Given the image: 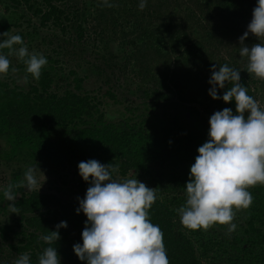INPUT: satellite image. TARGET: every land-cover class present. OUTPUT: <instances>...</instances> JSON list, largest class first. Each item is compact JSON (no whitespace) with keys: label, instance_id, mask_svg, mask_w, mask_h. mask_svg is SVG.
Returning <instances> with one entry per match:
<instances>
[{"label":"trees","instance_id":"16d2710c","mask_svg":"<svg viewBox=\"0 0 264 264\" xmlns=\"http://www.w3.org/2000/svg\"><path fill=\"white\" fill-rule=\"evenodd\" d=\"M0 1L4 12L24 6L42 27L51 25L63 36L72 33L70 41L77 44L95 37L92 41L97 40L104 52H98L100 63L96 64L81 57L84 44L80 53L67 48L63 55L77 62L66 76L53 65L60 61L46 57L50 66L42 69L39 80L29 75L26 87L9 77L12 66L8 76L0 79V141L6 145L0 160L37 164L53 172L73 169L77 176L74 199L68 202L52 193L26 192L20 184L26 170L12 174L0 190L1 213H12L4 190L11 185L16 196L14 223L0 225V241L11 257L16 260L27 253L31 264H38L49 246L41 237L66 221L67 228L59 230L60 238L51 246L56 247L60 264H86L73 251L82 242L87 220L76 212L78 198L83 199L90 186L79 175L78 165L94 159L117 166L114 178L126 179L135 173L146 180L147 187L156 189L149 218L163 232L170 264H213V255L215 264L222 260L264 264V185L248 189L253 203L243 210L245 228L240 236L220 234L219 239V234L210 236L208 230L185 229L177 212L186 202L184 187L198 148L208 140L211 115L224 108L235 113L234 101L225 104L209 95L213 66L218 70L219 65L228 64L241 71L240 83L264 108V80L249 74L247 58L239 55V38L247 31L257 0H148L142 11L139 0H110L113 7L103 6L101 0ZM86 24L91 27L87 29ZM8 32L4 26L2 33ZM16 34L23 40L28 35ZM259 42L250 33L244 44L251 48ZM79 61H85V70L103 84L110 83L107 69H116L120 61L133 63L139 103L151 114L139 121L107 119L99 96L83 89L88 75L78 76L76 69L83 66ZM228 87L231 84L218 95ZM104 95L115 99L110 90Z\"/></svg>","mask_w":264,"mask_h":264},{"label":"clouds","instance_id":"9594fccd","mask_svg":"<svg viewBox=\"0 0 264 264\" xmlns=\"http://www.w3.org/2000/svg\"><path fill=\"white\" fill-rule=\"evenodd\" d=\"M103 6L113 7L110 0H101ZM148 0H139L142 11ZM260 41L251 46L244 42L249 34ZM7 36L6 39L2 37ZM239 55L247 58V72L264 80V0H257L247 31L239 38ZM20 45L17 49L15 46ZM8 48L26 64L24 83L29 75L39 80L48 60L43 54L29 53L21 35L0 36V49ZM26 58V59H25ZM10 60L0 54V75L8 73ZM15 71V69H12ZM209 95L213 100L222 99L225 104L235 102V113L224 108L211 115L208 140L198 148V155L190 167L185 185L186 202L177 209L181 226L188 230H208L219 224L227 225L231 233L237 228L233 223L236 212L248 209L253 196L248 190L264 185V108L240 83L241 71L228 64L212 68ZM222 96L219 90H224ZM79 175L90 186L83 199H79L77 214L87 220L82 232V244L73 246L79 260L86 264H170L163 232L149 218V210L156 202V189L147 187L137 178L115 179L118 167L104 165L96 160L80 162ZM39 167H29L24 173L22 186L32 191L42 185ZM45 178V176L43 175ZM12 213L17 211L16 196L12 186L4 190ZM67 228L61 221L56 231H48L41 239L48 244L38 257V264H60L56 247L59 230ZM14 264H31L27 253Z\"/></svg>","mask_w":264,"mask_h":264},{"label":"rangeland","instance_id":"374dc122","mask_svg":"<svg viewBox=\"0 0 264 264\" xmlns=\"http://www.w3.org/2000/svg\"><path fill=\"white\" fill-rule=\"evenodd\" d=\"M4 3L0 1V36L3 35V27H8L9 32L8 35H15L16 33H27L28 35L25 36L23 40L24 46L27 47L29 53H37L43 54L45 57H51L53 59H57L60 61L59 64H53L55 67L62 69L60 72L62 75H67L68 70L71 68H75V62L71 61V57H66L63 55L68 49L73 50L77 53H80L82 50V45H85V52L81 55V57L85 61H90L92 63H100L98 59V52L104 53L102 51L101 44L97 42V40L92 41L95 37L90 38V40H85L84 43L81 42L79 44L76 41H70L72 33H67L66 35H61L59 31L51 28V25L42 27L39 23L38 17L32 15L30 11H28L24 6L19 7L18 9H10L9 13L4 12ZM24 14V18H20L21 15ZM28 20V22H27ZM18 24V27H15L14 24ZM87 29L91 27L89 24L85 26ZM53 35H57L56 39H53ZM93 36V35H92ZM5 36L3 39H6ZM52 40V44H50L49 40ZM59 39V40H58ZM88 42V43H87ZM86 43V44H85ZM17 49L19 45L15 46ZM8 48H3L0 50V54L7 56L10 60V66L15 71H10V76L16 81V84L22 87H26L28 83H24V77L26 75V64L22 60V67L18 68L19 62L21 60L15 56L13 59V53L8 51ZM59 54L60 56H58ZM62 54V55H61ZM85 61H79L81 65H83V69L78 68L77 73L79 77H84L88 75V78L84 80L83 89L84 91H88L91 94H96L99 96L100 101L103 103L100 107L102 113H104L105 117L111 121L119 120V119H126L131 118L134 121H139L142 118H145L146 115L150 111L146 112L145 109H142V105L140 100L138 99L139 92H137V84L139 82L138 78L135 77V73L132 71L133 63L126 65L124 62H121L116 66V69H107L106 74L110 77L109 84H103V80L98 79L94 74H90L85 65ZM73 62V63H72ZM50 66V63H47L46 66ZM123 67L122 73L120 72L121 68ZM136 72V71H135ZM111 73L113 75H111ZM8 75H0V79H5ZM73 76L70 78L69 81H72ZM103 79V78H102ZM130 84V86L128 85ZM108 90L115 96V99H111L110 97L104 95L105 92ZM155 113V111H154ZM6 150V145L4 142L0 141V152ZM93 160V159H88ZM29 167H34V165L30 166L29 164H24V162H6L0 160V190L9 184L12 174L14 172H23L27 170ZM39 167V166H38ZM43 174H39L40 183L42 185L41 189L39 190V186L32 190V191H40L43 193H52L59 196L64 201L71 202L74 199V185L77 179V176L74 174L73 169H66V170H58L57 172L51 171L47 167H39ZM45 176V178L43 177ZM130 178H137L140 182L146 183L145 179L139 177L138 174L130 173L126 177V179ZM24 179V178H23ZM118 180H125L115 177ZM21 184V183H20ZM26 192H30L24 188ZM174 194L171 195L173 197ZM244 216V211L239 210L236 212L235 219L233 223L237 225V228L229 233L228 226L225 225L226 229L221 230L216 225L210 227L208 229L209 235L217 236L218 234H224V237L235 235H242V231L245 228V224L243 223L242 217ZM15 218L13 217L10 210H6L5 212H0V225L2 224H13ZM76 236L75 232H71V237ZM219 239L222 238L218 237ZM82 244V242H81ZM0 264H14L15 259L10 256V252L7 249V245H3L0 241ZM213 264H215L216 259L215 256H212ZM217 264H227L226 260H222L221 262L218 261Z\"/></svg>","mask_w":264,"mask_h":264}]
</instances>
